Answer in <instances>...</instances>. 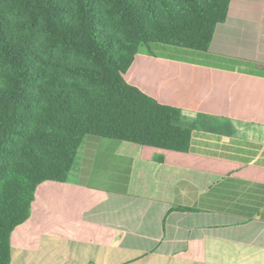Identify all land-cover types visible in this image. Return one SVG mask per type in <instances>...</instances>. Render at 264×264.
Instances as JSON below:
<instances>
[{
  "label": "crops",
  "instance_id": "obj_1",
  "mask_svg": "<svg viewBox=\"0 0 264 264\" xmlns=\"http://www.w3.org/2000/svg\"><path fill=\"white\" fill-rule=\"evenodd\" d=\"M137 55L129 82L223 134L196 153L88 135L37 187L12 264H264V0H232L203 59Z\"/></svg>",
  "mask_w": 264,
  "mask_h": 264
},
{
  "label": "trees",
  "instance_id": "obj_2",
  "mask_svg": "<svg viewBox=\"0 0 264 264\" xmlns=\"http://www.w3.org/2000/svg\"><path fill=\"white\" fill-rule=\"evenodd\" d=\"M231 1L0 0V264L37 187L68 180L88 135L196 153L223 134L125 74L142 46L207 57ZM166 53L148 51L185 58Z\"/></svg>",
  "mask_w": 264,
  "mask_h": 264
},
{
  "label": "rangeland",
  "instance_id": "obj_3",
  "mask_svg": "<svg viewBox=\"0 0 264 264\" xmlns=\"http://www.w3.org/2000/svg\"><path fill=\"white\" fill-rule=\"evenodd\" d=\"M164 47V48H163ZM163 47H155L153 49H149L147 46H142L140 48V51L137 55V57H150V55L148 54V51L152 50L154 53H166V54H176L177 56L182 55L185 58H190L193 60H196L198 58L203 59L204 56H201V54H195L192 52H189V50H181V48H169V46H163ZM215 126H223V124H219V122H215Z\"/></svg>",
  "mask_w": 264,
  "mask_h": 264
}]
</instances>
